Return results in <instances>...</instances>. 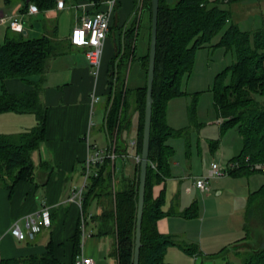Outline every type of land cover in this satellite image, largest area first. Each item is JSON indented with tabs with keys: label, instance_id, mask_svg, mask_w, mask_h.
<instances>
[{
	"label": "trees",
	"instance_id": "obj_1",
	"mask_svg": "<svg viewBox=\"0 0 264 264\" xmlns=\"http://www.w3.org/2000/svg\"><path fill=\"white\" fill-rule=\"evenodd\" d=\"M9 3L11 0H4ZM22 11L30 4L38 11L57 7L58 0H23ZM67 2L68 0H63ZM237 0H176L168 4L159 0L157 15V39L154 79L152 85V115L150 127L149 154L146 173L144 206L141 224V247L139 264H169L164 255L168 246L177 244L184 252L194 255L198 247L194 243L175 242L171 235L161 233L156 222L166 213L162 210V197H153L151 188L159 182L166 172L170 147L165 143L168 137L187 134L186 129H174L166 121V103L172 96L182 95L183 78L191 73L195 52L208 44L211 38L229 20V11L220 7V3H232ZM98 2V0H97ZM149 31L151 22L150 0ZM140 21H138L139 24ZM133 29L125 45V51L115 54L110 60L112 69L108 75L110 90L107 94L105 128L111 140L108 153L115 157H105L95 166L94 174L88 177L87 189L82 197V213L87 216L91 200L99 205V212L89 217L96 222L97 235H109L114 240L118 264H132L134 236L136 226L137 193L139 182V161L135 175L131 177L114 176L117 157L126 156L122 146V133L130 127V108L139 113V127L135 139L136 152L140 155L143 119L145 108V85L128 88L124 74L126 59L135 53ZM150 34V32H149ZM134 36V37H133ZM217 45L233 49L235 61L228 66L230 82L223 81L221 72L213 86V105L217 112L221 134L236 126L242 139V148L231 161L239 164L237 172H249L253 162H264V104L256 96L264 95V21L262 26L253 30H240L237 24H230L220 35ZM61 44L55 31L44 33L37 38H25L21 33L6 34L0 44V81L6 78L27 79L44 73L47 60L59 53ZM119 57V58H117ZM119 59L118 62L116 60ZM141 62L147 74L148 50ZM117 83L116 86L114 83ZM36 84V83H35ZM124 87V89H123ZM34 113L36 124L18 133H0V184L10 190L20 180H31L34 164L32 150L38 148L45 136L46 108L39 98V87L19 93H0V113ZM191 122L195 120V107L189 110ZM211 147L217 141H210ZM140 160V159H139ZM196 204L193 203L181 215L187 218L196 216ZM264 224V183L248 195L245 208V228L251 221ZM87 221V220H86ZM78 232L82 230L80 225ZM75 260V259H74ZM74 260L71 263L74 264ZM0 264H66L53 254L48 243L41 254L1 258ZM217 264V263H211ZM218 264H235L227 261ZM242 264H264V243L259 249L250 250Z\"/></svg>",
	"mask_w": 264,
	"mask_h": 264
},
{
	"label": "crops",
	"instance_id": "obj_2",
	"mask_svg": "<svg viewBox=\"0 0 264 264\" xmlns=\"http://www.w3.org/2000/svg\"><path fill=\"white\" fill-rule=\"evenodd\" d=\"M23 0L5 3L0 0V44L6 34L21 33L25 38H37L44 33L55 31L61 44L59 53L50 57L46 62L44 73L33 75L27 79L6 78L1 81L0 93H19L31 90L34 85L39 87V98L46 108L45 136L38 148L32 150L31 159L34 164V174L31 180L18 181L12 190L0 184V259L9 257L41 254L51 244L54 256L62 263H71L77 256L91 257L94 264H118L114 240L109 235L96 234V222L89 216L99 212V205L95 200L91 204L95 213L88 207V219L82 234L78 232L82 208L76 201L70 200L73 190L79 189L84 182L87 189L88 177L94 174L95 167H91L85 181L86 158L96 147L102 150L110 149L111 140L105 128L107 94L110 90L108 72L112 69L110 60L114 55L125 51L131 30L135 29L132 45L139 47L140 52L132 58L128 70H133V88L140 87L146 80V73L142 66L143 57L149 47V27L140 30L141 22L137 25L134 11L136 0H117L110 17L109 28L104 41L101 65L97 74L92 73L84 53V48L71 45L70 33L73 26L80 21L83 14L92 15L96 10L104 9L102 0H68L63 9L53 8L37 13H28L27 8L22 11ZM73 10L72 26L63 29L60 17L39 19L41 13L51 10ZM17 19L21 24V31L13 30L10 21ZM134 50V51H135ZM119 58V57H117ZM119 59L116 60L118 62ZM126 73V74H127ZM126 79V75H125ZM36 83V84H35ZM93 95L95 100H93ZM105 98L103 105L102 123L94 122V106ZM130 127L123 131L122 146L126 148L124 158L117 157L114 176L131 177L135 175L137 157L134 139L137 138L139 127V113L130 108ZM34 113H17L13 111L0 113V133H18L27 130L36 124ZM102 136V137H101ZM104 136V137H103ZM105 138L104 144L101 142ZM171 149L167 158L166 172L159 182H154L151 195L162 197V210L166 213L156 222L161 233L171 235L178 242L179 234H184L190 243L198 247V253L193 257L201 259V264H211V259L202 249L211 253L224 244L239 242L245 234V208L250 192L258 189L264 183L262 173L250 170L237 172L238 167L229 170L222 177L209 179L210 190L202 193L194 185V179L206 176L210 167L195 169L192 162V153L189 155L186 168H179L177 161H171L173 146L165 142ZM103 144V145H102ZM211 150L213 148L211 147ZM190 151V150H189ZM231 152L222 156L228 165L231 159L239 152ZM213 162V161H212ZM183 169V170H182ZM187 169V170H186ZM238 170V169H237ZM182 171V172H180ZM236 190L239 192L236 193ZM235 191V192H234ZM224 193L236 194L231 210L218 217L221 213L213 212L212 206L218 202L217 198ZM196 204V216L187 218L181 212ZM48 206L51 212V224L38 232L33 239L18 240L11 233L14 223L24 229V219L27 215H34L42 207ZM218 211V210H216ZM237 214L230 226H226V217ZM189 219V220H188ZM212 225L214 226L212 228ZM215 226H221L222 229ZM217 229V230H215ZM230 231L225 233L224 231ZM208 236H210L208 238ZM208 241V242H206ZM222 243L217 246V243ZM181 249L177 244H173ZM171 245V246H173ZM214 247L212 250L210 248ZM182 250V249H181ZM167 251V250H166ZM171 264V263H169Z\"/></svg>",
	"mask_w": 264,
	"mask_h": 264
},
{
	"label": "rangeland",
	"instance_id": "obj_3",
	"mask_svg": "<svg viewBox=\"0 0 264 264\" xmlns=\"http://www.w3.org/2000/svg\"><path fill=\"white\" fill-rule=\"evenodd\" d=\"M165 1L171 5L176 0ZM209 1L213 2L215 0ZM220 7L229 11L230 16L228 22H226L211 38V41L208 44L199 47L196 50L191 73L188 77L185 76L181 83L183 94L170 97L166 103L167 124L174 129L187 128V134L172 136L166 139L167 143L173 146L171 161H177L179 163L177 170L182 167L186 168L184 165L187 163L190 153H192L191 158L194 168L202 169L208 166L210 167L212 161L217 162L218 164H226L227 160H223L222 156L225 159V157L231 154L232 151L236 154L242 148V139L236 126L228 128L221 134L217 112L213 105V86L215 79L219 73L224 72L223 81L225 83L230 82L228 66L235 61V52L233 49L225 48L216 43L222 32L230 24L235 23L240 30L245 31H253L261 27L264 21V0H237L232 3H220ZM134 11L137 15L136 24L138 25V21L141 22L140 30L146 26V23L149 27V8L146 5V0H136ZM39 16L40 20H43L44 17H52L56 19L57 16H61L59 21L62 24L63 29L69 30L72 26L73 10L65 9L62 11H56V9H54L48 13H41ZM135 29L136 27L134 26L133 35H135ZM135 52L136 55L139 54V47H136ZM131 56L132 55L130 54L129 58L126 59L127 66H125L123 71L126 75V85L128 88H133V70L132 72L129 71L127 73L128 65H130L132 60ZM134 57L135 53L133 54V58ZM116 84L117 83L115 82L114 85L116 86ZM143 85H145V81ZM256 99L264 104V95L256 96ZM104 102L105 98L103 97L99 104L94 106L95 115L93 120L94 122H98L99 120V124L102 123ZM192 105L195 107V120L193 122H191L189 114ZM126 137H130L131 140L136 139L134 138L135 135L132 137L126 135ZM210 141H217V146L213 148V150H211ZM101 142L104 144L105 138L101 140ZM260 175L264 177L263 173ZM237 192H239V190H236V193ZM237 196L238 195L235 193L232 195L224 193L222 196H216V193H214L213 197L217 198L218 202L215 206H212L211 209L214 213H221L218 217H222L223 213L226 214L231 210L232 202H235L234 198H237ZM90 209L91 213L94 214L95 207H93V204L90 205ZM236 218L237 214L232 217L227 216L226 226H230L232 221L236 220ZM213 227L214 226L212 225V228ZM215 227L222 229L221 226ZM224 232L229 233L230 231L227 230ZM179 236L180 237L177 239L179 243H190L186 242L188 241L186 235L179 234ZM240 236L244 238L239 242L237 241L230 245L226 243L221 245V247H215L217 249L214 247L210 248L212 250H218L215 253L207 251L208 249H202L207 253V256L204 254L202 256L210 258L211 263L218 264L230 261L235 264H242L245 255L250 250L259 249L264 243V224L257 220L251 221L248 230L245 231V234L243 232ZM209 237L210 236H208V238ZM221 243L222 241L217 243V246H220ZM164 260L171 264H201V259H195L193 255L184 252L174 245L168 246L164 255Z\"/></svg>",
	"mask_w": 264,
	"mask_h": 264
},
{
	"label": "built area",
	"instance_id": "obj_4",
	"mask_svg": "<svg viewBox=\"0 0 264 264\" xmlns=\"http://www.w3.org/2000/svg\"><path fill=\"white\" fill-rule=\"evenodd\" d=\"M105 3V8L96 10L92 15L83 14L80 21L76 23L70 33L71 45L76 47L84 48V53L87 58L88 64L92 69L93 74L98 73V69L101 65L104 41L109 28V21L114 10V6L117 0H102ZM65 7V2L63 0L57 1V8L63 9ZM28 13H37V8L35 5L30 4L28 7ZM10 27L13 30L21 31L22 27L17 19L10 21ZM93 100L95 96L93 95ZM135 144V141L131 142ZM91 153L88 154L86 158V175L85 181L89 175L91 167H95L97 164L101 163L102 160L107 156L112 160L115 155L113 152H107L102 149L93 147ZM137 161L139 158L137 157ZM237 162L231 161L228 165L220 166L217 162H211L209 172L206 176H199L194 179V185L199 189L200 192L206 193L210 190L209 179L222 177L228 174L229 170L238 167ZM249 169L263 173L264 174V162H253L249 165ZM86 186V182L76 190H73L70 195V200L76 201L79 207L82 205L83 188ZM88 216L81 215L80 228L82 234L85 230V223ZM51 224V212L48 206L42 207L34 215H27L24 219V229H22L17 223H14L11 228V233L19 241L29 238L33 239L35 235L42 229L49 227ZM74 264H94L91 257L80 255L74 260Z\"/></svg>",
	"mask_w": 264,
	"mask_h": 264
},
{
	"label": "water",
	"instance_id": "obj_5",
	"mask_svg": "<svg viewBox=\"0 0 264 264\" xmlns=\"http://www.w3.org/2000/svg\"><path fill=\"white\" fill-rule=\"evenodd\" d=\"M151 6V22L149 34V47H148V66L146 74V91H145V108L143 119V132L142 143L139 160V182L137 193V209H136V226L134 236V250H133V263L139 264V252L141 247V224L144 206L146 173L149 154L150 142V127L152 115V85L154 79L155 56H156V39H157V15L159 0H150Z\"/></svg>",
	"mask_w": 264,
	"mask_h": 264
}]
</instances>
